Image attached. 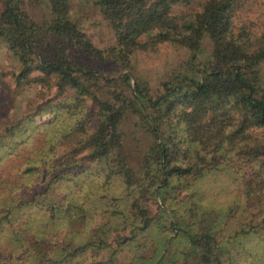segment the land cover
I'll return each mask as SVG.
<instances>
[{
	"label": "trees",
	"instance_id": "16d2710c",
	"mask_svg": "<svg viewBox=\"0 0 264 264\" xmlns=\"http://www.w3.org/2000/svg\"><path fill=\"white\" fill-rule=\"evenodd\" d=\"M45 1L50 19L36 22L25 14L21 0H3L0 36L9 39L21 65L19 79L39 71L35 79L52 78L60 91L73 89L96 104V125L86 146L92 160L103 161L100 175L108 177L106 184L111 180L115 185L118 200L128 197L131 202L128 215L92 226L93 216L82 211L89 197L85 202H79V197L69 199L60 214H49L48 227H36L41 234L28 245L29 264H72L78 253L84 260L75 264H114V249L106 260L91 262L87 258L94 251L110 248L107 239L115 231L123 241L141 249L137 252L141 264L241 261L237 247L244 245L243 253L249 250L247 242L252 238L254 245L258 238L254 231L235 230L234 237L221 240L212 224L203 223L207 212L192 226L174 209L158 206L160 213L151 215L147 205L153 199H161L165 205L185 185L195 187L206 175L229 170L236 160L246 167L260 169L262 165L264 169V40L250 49L242 36L234 34L237 0H204L191 14L181 8L191 6L193 0H97L116 40L107 49L96 48L71 20L69 0ZM142 35L148 37L143 43L139 41ZM205 40L210 45L208 56ZM158 42L182 46L188 57L160 89L152 91L143 82L132 81L128 72L134 52ZM99 63L114 66L120 73L105 74L97 67ZM68 106L65 103L63 108ZM130 116L150 139L135 167L122 153L121 125ZM246 147L250 151L244 155ZM243 188L239 194L245 201H257L259 207L264 204V186L256 190L249 182ZM78 226L86 238L72 248L63 244L65 238L60 240L61 246L50 243L56 228L62 227L60 232L70 235L80 231ZM173 228H177V237L171 241L179 239L187 249L161 255L170 241L168 230ZM127 230L128 234H120ZM247 232L252 237L245 239ZM151 243L152 255L145 257ZM41 244L45 251L50 246L55 249L46 253Z\"/></svg>",
	"mask_w": 264,
	"mask_h": 264
},
{
	"label": "rangeland",
	"instance_id": "374dc122",
	"mask_svg": "<svg viewBox=\"0 0 264 264\" xmlns=\"http://www.w3.org/2000/svg\"><path fill=\"white\" fill-rule=\"evenodd\" d=\"M202 1L193 0L191 6L181 9L194 13L200 9ZM96 2L69 0V14L96 48L107 49L116 45L114 31ZM47 5L45 0H21L20 3L25 14L36 22L50 19ZM2 9L3 0H0V11ZM232 28L234 34L242 36L250 49L262 44L264 0H237ZM146 40L147 35L139 38L142 43ZM9 44L6 36H0V264H29L28 245L33 243V237L41 234L36 227H48L45 220L49 214H60L69 199L79 197V202H85L89 197L83 203L82 211L93 216L92 226L114 220V216L128 215L131 199L125 197L118 200L115 185L111 180L109 185L106 184L108 177L100 175L103 161L92 160L86 146L96 125V104L73 89L60 91L52 78L35 79L39 71L19 79L21 65ZM204 45L208 56L210 45L206 40ZM187 57L188 51L182 46L170 42L153 43L134 52L128 73L132 75V81L137 79L155 91ZM97 67L110 76L120 73L119 69L109 67L107 63H99ZM65 103H70V106L63 108ZM121 127L122 153L131 166H138L149 144V136L139 122L137 125L133 116L128 117ZM249 151L250 148L246 147L243 154ZM215 172L199 180L195 187L187 188L184 184L185 188L173 194L174 198L165 205L161 199L149 200V214L160 213L157 212L158 206L166 211L174 209L185 224L197 226V217L207 212L203 223L212 224L213 231L221 240L234 237L238 233L235 230L254 231L258 236L253 240L254 245L251 238L247 242L250 249L245 253L244 245L237 247L242 259L231 264H264V204L261 207L257 201L249 204L239 194L249 182L256 190L264 186L263 166L260 169L252 165L246 167L236 160L229 170L219 169ZM116 185L118 188L119 183L116 182ZM106 200L110 203L104 206L102 202ZM192 206L195 207L192 209ZM76 228L80 231L70 235L60 232L62 227L56 228L50 243L61 246L60 240L65 238L67 243L63 244L72 248L86 238L83 228ZM168 231L170 241L161 255L166 251L172 255L185 252L187 247L179 239L171 241L177 237V228ZM247 233L245 239L252 237V233ZM120 234H128V230ZM107 242L110 248L94 251V255L87 260H106L110 249H114V264H141L137 253L141 249L123 241L118 231L112 232ZM233 243L234 239L227 244L228 247ZM153 246L151 243L146 248L145 257L152 255ZM40 249L49 253L55 247L50 246L45 251L41 244ZM77 260H84V255L78 253L72 264Z\"/></svg>",
	"mask_w": 264,
	"mask_h": 264
}]
</instances>
